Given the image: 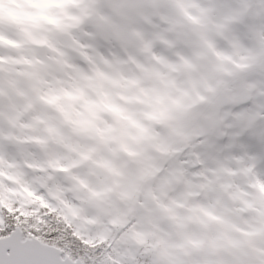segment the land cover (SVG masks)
Segmentation results:
<instances>
[{
	"label": "rangeland",
	"instance_id": "374dc122",
	"mask_svg": "<svg viewBox=\"0 0 264 264\" xmlns=\"http://www.w3.org/2000/svg\"><path fill=\"white\" fill-rule=\"evenodd\" d=\"M34 3L44 10L40 27L51 33L76 79L86 80L90 67H99L135 84L162 82V103L170 104L176 92L181 100L139 121L141 135L126 138V147L110 145L99 160L82 149L78 156L46 152L48 159L67 163L61 175L42 162L41 144L25 147L11 134L0 135V157L31 189L17 194L12 188L0 200L19 202L32 215L46 199L54 201L65 213L61 221L70 219L87 240L85 255L108 264H210L200 257L212 248L242 245L235 227L264 225L258 183L264 182V73L255 69L262 59L258 42L264 44V0ZM21 22L0 20V37L20 44L19 52L0 47V57L45 56L27 44L16 26ZM108 24L124 44L114 41ZM245 52L240 60L237 54ZM189 82L195 92L185 86ZM189 209L202 211L193 215ZM195 232L196 240L183 248ZM106 244L111 252H97Z\"/></svg>",
	"mask_w": 264,
	"mask_h": 264
},
{
	"label": "clouds",
	"instance_id": "9594fccd",
	"mask_svg": "<svg viewBox=\"0 0 264 264\" xmlns=\"http://www.w3.org/2000/svg\"><path fill=\"white\" fill-rule=\"evenodd\" d=\"M43 11L34 0H0V20L15 24L19 18L22 22L16 26L27 44L46 53L43 57L23 54L0 57V135L11 134L14 141L25 147L41 144L42 162L51 174L61 175L67 163L48 159L46 152H70L78 156V149H82L91 153L92 159L99 160L110 145L126 147V138L141 135L139 121L158 115L168 106H176L181 95L173 93L170 104L162 103L160 93L166 92L162 82L145 80L135 84L115 72L105 75L99 67H90L86 80L76 79L70 61L60 55L51 33L40 27L45 23ZM0 47L20 50L19 42L9 41L7 37H0ZM237 55L243 60L249 53ZM256 55L264 59V44L258 42ZM151 70L149 67L145 72ZM185 86L191 92L196 91L191 82ZM42 106H47L49 111H42ZM192 134L199 135L195 130ZM25 164V170L30 171L31 165L27 161ZM126 179L122 177L121 184ZM258 183L264 191V182ZM12 188L17 194H31V189L16 175L14 166L0 157V197H5ZM253 210L259 214V208ZM189 211L198 215L202 210ZM205 215L222 223L218 216ZM224 227L227 230L228 226ZM261 228L264 225L235 227L242 238L240 247L221 244L200 258H206L210 264H264ZM186 258L196 259L190 255Z\"/></svg>",
	"mask_w": 264,
	"mask_h": 264
},
{
	"label": "snow or ice",
	"instance_id": "6c2138e0",
	"mask_svg": "<svg viewBox=\"0 0 264 264\" xmlns=\"http://www.w3.org/2000/svg\"><path fill=\"white\" fill-rule=\"evenodd\" d=\"M200 141L208 142L206 133H201ZM40 198L46 199L43 191ZM31 212L19 202L0 200V264H108L107 259L95 261L85 255L87 240L70 226V219L57 220L61 213L54 201L46 199L37 215ZM105 248L111 252L107 244L97 252Z\"/></svg>",
	"mask_w": 264,
	"mask_h": 264
},
{
	"label": "water",
	"instance_id": "95a60500",
	"mask_svg": "<svg viewBox=\"0 0 264 264\" xmlns=\"http://www.w3.org/2000/svg\"><path fill=\"white\" fill-rule=\"evenodd\" d=\"M107 29L111 33V35L113 36L116 42L124 43L123 37L120 34L115 33L110 25L107 26ZM256 69L264 73V59H262V61L257 64Z\"/></svg>",
	"mask_w": 264,
	"mask_h": 264
},
{
	"label": "trees",
	"instance_id": "16d2710c",
	"mask_svg": "<svg viewBox=\"0 0 264 264\" xmlns=\"http://www.w3.org/2000/svg\"><path fill=\"white\" fill-rule=\"evenodd\" d=\"M57 211L60 212L61 214L58 215L56 218H57V220H60V221H61V216H65V213L62 211L61 208H57ZM197 236H198V233H197V232L193 233V234L190 236L191 239H188V240H187V236H186V237H185L186 240H185V243H184L183 248H184V247H187L188 241H190V240H196Z\"/></svg>",
	"mask_w": 264,
	"mask_h": 264
}]
</instances>
